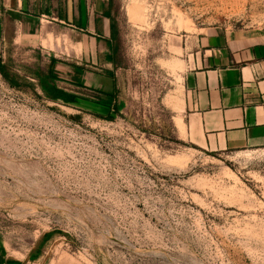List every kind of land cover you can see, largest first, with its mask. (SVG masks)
I'll return each instance as SVG.
<instances>
[{
	"label": "rangeland",
	"instance_id": "rangeland-1",
	"mask_svg": "<svg viewBox=\"0 0 264 264\" xmlns=\"http://www.w3.org/2000/svg\"><path fill=\"white\" fill-rule=\"evenodd\" d=\"M110 1L114 98L50 77L78 37L23 39L0 0V264H264V149H202L182 116L196 36L264 31V0Z\"/></svg>",
	"mask_w": 264,
	"mask_h": 264
},
{
	"label": "crops",
	"instance_id": "crops-1",
	"mask_svg": "<svg viewBox=\"0 0 264 264\" xmlns=\"http://www.w3.org/2000/svg\"><path fill=\"white\" fill-rule=\"evenodd\" d=\"M2 1L23 39L55 23L78 37L68 54L74 62L55 61L53 79L113 95L111 64H105L114 31L110 0H51V21L32 11L35 0ZM183 88L182 116L195 144L211 152L264 149V31L210 28L198 34Z\"/></svg>",
	"mask_w": 264,
	"mask_h": 264
},
{
	"label": "trees",
	"instance_id": "trees-1",
	"mask_svg": "<svg viewBox=\"0 0 264 264\" xmlns=\"http://www.w3.org/2000/svg\"><path fill=\"white\" fill-rule=\"evenodd\" d=\"M54 64V61L52 60L51 62H50V66H49V70H48V75L50 76V77H52L51 76V72H50V70H51V67H52V65ZM0 70H2V67L0 66ZM57 93L58 92H56L55 94L57 95ZM60 93V92H59ZM102 95H104V96H106V97H108V98H114L113 97V95H107V94H102ZM57 99H61L59 96H53L52 97V100H57ZM112 110L113 111H117V108L115 107V105H113V107H112Z\"/></svg>",
	"mask_w": 264,
	"mask_h": 264
},
{
	"label": "bare ground",
	"instance_id": "bare-ground-1",
	"mask_svg": "<svg viewBox=\"0 0 264 264\" xmlns=\"http://www.w3.org/2000/svg\"><path fill=\"white\" fill-rule=\"evenodd\" d=\"M135 13V12H134ZM181 126H182V128H183V125H182V123H181Z\"/></svg>",
	"mask_w": 264,
	"mask_h": 264
}]
</instances>
